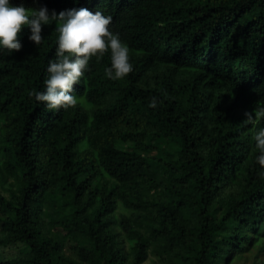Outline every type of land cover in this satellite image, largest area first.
<instances>
[{
    "label": "trees",
    "instance_id": "trees-1",
    "mask_svg": "<svg viewBox=\"0 0 264 264\" xmlns=\"http://www.w3.org/2000/svg\"><path fill=\"white\" fill-rule=\"evenodd\" d=\"M37 2L111 16L133 71L92 57L77 104L49 110L29 92L58 25L0 52V264H226L249 245L261 263L264 118L245 113L264 106V0Z\"/></svg>",
    "mask_w": 264,
    "mask_h": 264
},
{
    "label": "clouds",
    "instance_id": "clouds-1",
    "mask_svg": "<svg viewBox=\"0 0 264 264\" xmlns=\"http://www.w3.org/2000/svg\"><path fill=\"white\" fill-rule=\"evenodd\" d=\"M32 3L33 6L25 7L23 0L16 4L0 0V52L12 53L21 49L18 34L22 28L28 29V40L39 45L43 40L42 26L58 25L55 59L48 61V76L43 90L29 92L35 101L43 102L49 110L75 106L78 98L73 95V84H78L89 70L92 57L99 60L106 52L110 53V66L104 69L108 78L118 80L133 71L127 44L109 28L111 16L86 7L56 12L38 4L37 0H32ZM156 106L157 97L153 96L149 107ZM253 113H245L246 121L264 118V106L257 107ZM254 141L258 153L255 161L261 166L260 174L264 176V127L256 131Z\"/></svg>",
    "mask_w": 264,
    "mask_h": 264
},
{
    "label": "rangeland",
    "instance_id": "rangeland-1",
    "mask_svg": "<svg viewBox=\"0 0 264 264\" xmlns=\"http://www.w3.org/2000/svg\"><path fill=\"white\" fill-rule=\"evenodd\" d=\"M261 239L264 241V235L261 236ZM249 248L247 249V253L244 254V255H241L240 257L238 258H232V253H228L227 254V259H226V264H250L256 256H254L256 253H257V249H255V246L253 247L252 245H249L248 246ZM68 249V252H71V248L69 247ZM9 253H12V251H8ZM250 252H255L253 255L251 254H248ZM233 259V260H232ZM145 264H149V262H146ZM258 264H264V255H262V260H261V263L258 262Z\"/></svg>",
    "mask_w": 264,
    "mask_h": 264
}]
</instances>
